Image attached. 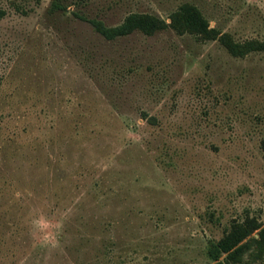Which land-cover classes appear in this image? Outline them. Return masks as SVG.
Masks as SVG:
<instances>
[{
    "label": "rangeland",
    "instance_id": "obj_1",
    "mask_svg": "<svg viewBox=\"0 0 264 264\" xmlns=\"http://www.w3.org/2000/svg\"><path fill=\"white\" fill-rule=\"evenodd\" d=\"M52 1L0 0V264H264V49L90 22L264 40V0Z\"/></svg>",
    "mask_w": 264,
    "mask_h": 264
},
{
    "label": "trees",
    "instance_id": "obj_2",
    "mask_svg": "<svg viewBox=\"0 0 264 264\" xmlns=\"http://www.w3.org/2000/svg\"><path fill=\"white\" fill-rule=\"evenodd\" d=\"M67 4H62L61 0H53L51 10H64ZM167 23L163 18L149 13H131L127 15L122 23L116 26H104L100 21L91 20L96 30L105 38L112 39L117 36L126 35L134 30L144 34H153L156 31L167 27L175 31H183L191 34L200 35L206 39L217 38L233 55H244L249 51L264 49V40H246L244 42L234 41L229 33H220L209 26L205 17L192 6L184 4L179 10L175 11ZM249 233L248 228L240 225L233 226V229L219 243L222 252H227L235 247Z\"/></svg>",
    "mask_w": 264,
    "mask_h": 264
},
{
    "label": "clouds",
    "instance_id": "obj_3",
    "mask_svg": "<svg viewBox=\"0 0 264 264\" xmlns=\"http://www.w3.org/2000/svg\"><path fill=\"white\" fill-rule=\"evenodd\" d=\"M43 227L44 228H47L48 225L47 224H44ZM60 227H62V223H60V224L57 225V230H59ZM42 243L44 245H46V246L55 247L56 246V243H57V240H56V237L53 236V235H45L43 237Z\"/></svg>",
    "mask_w": 264,
    "mask_h": 264
}]
</instances>
